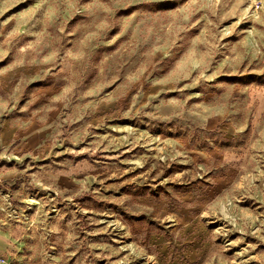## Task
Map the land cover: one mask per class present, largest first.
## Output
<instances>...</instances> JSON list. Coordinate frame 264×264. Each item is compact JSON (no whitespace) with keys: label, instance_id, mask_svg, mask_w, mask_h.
<instances>
[{"label":"rangeland","instance_id":"374dc122","mask_svg":"<svg viewBox=\"0 0 264 264\" xmlns=\"http://www.w3.org/2000/svg\"><path fill=\"white\" fill-rule=\"evenodd\" d=\"M2 235L14 264H264V0H0Z\"/></svg>","mask_w":264,"mask_h":264},{"label":"built area","instance_id":"2783aa9c","mask_svg":"<svg viewBox=\"0 0 264 264\" xmlns=\"http://www.w3.org/2000/svg\"><path fill=\"white\" fill-rule=\"evenodd\" d=\"M0 264H14L12 259H8L5 256L0 255Z\"/></svg>","mask_w":264,"mask_h":264},{"label":"crops","instance_id":"0c3cea01","mask_svg":"<svg viewBox=\"0 0 264 264\" xmlns=\"http://www.w3.org/2000/svg\"><path fill=\"white\" fill-rule=\"evenodd\" d=\"M0 239L1 240H5V242L7 243V245H8V241H7V239L2 235V236H0ZM0 248H2V245H1V243H0ZM9 248V247H8Z\"/></svg>","mask_w":264,"mask_h":264}]
</instances>
